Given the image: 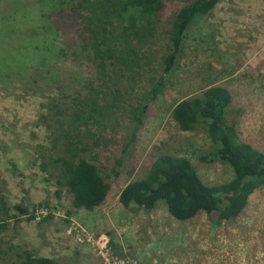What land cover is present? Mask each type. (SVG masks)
Segmentation results:
<instances>
[{
	"label": "rangeland",
	"instance_id": "1",
	"mask_svg": "<svg viewBox=\"0 0 264 264\" xmlns=\"http://www.w3.org/2000/svg\"><path fill=\"white\" fill-rule=\"evenodd\" d=\"M184 1L165 0L168 12L156 33L151 64L137 78L132 101L142 105L145 114L135 140L127 147L130 119L124 108L118 110L123 116L120 123L107 127L108 135L118 143L116 154L122 156L123 164L113 171V159L109 152L105 154L103 159L108 160H103L102 166L106 165L110 175L111 190L94 210L75 209L66 185L57 182L59 167L50 159L66 151L61 153L62 146H53L55 135L46 127L53 122L52 97L68 103V97L82 91L90 78L84 56L74 59L69 55L58 63L53 83L50 73L40 75H45V84L35 83L31 76L36 71L21 76L14 70L7 81L0 77V196L5 195L11 207L32 211L37 206L32 221L18 210L6 215L8 227L0 230V245L6 251L11 249V258H17L15 249H29L62 264H264V186L230 222L217 223L204 212L180 221L164 203L146 209L124 207L119 201L125 184L147 175L153 159L163 153L188 157L206 184L233 177L227 163L203 158L211 147L206 130L199 126L183 131L172 113L178 101L196 97L212 84L224 83L234 93L230 111L239 141L264 152V0H220L206 18L188 30L182 48L175 52L168 31L173 9ZM35 2L0 0V23L1 15L13 9L28 8L27 16L36 17ZM58 12L51 19L59 31L57 43L70 49L81 41L75 17ZM34 24L31 19L28 26ZM171 59L175 66L165 72ZM162 76L157 95L141 98L148 79ZM84 129L89 134L98 131L92 123ZM42 161H47L49 168L43 169ZM13 214L21 220L18 224ZM47 215L51 217L43 220ZM11 262L0 259V264Z\"/></svg>",
	"mask_w": 264,
	"mask_h": 264
},
{
	"label": "trees",
	"instance_id": "2",
	"mask_svg": "<svg viewBox=\"0 0 264 264\" xmlns=\"http://www.w3.org/2000/svg\"><path fill=\"white\" fill-rule=\"evenodd\" d=\"M219 1L185 0L173 9L168 31L172 50L182 48L188 30L206 18ZM20 4L25 6L27 2ZM32 9L36 17L27 16L28 8L16 12L18 9H13L8 15L7 12L1 15L4 17L0 23L3 36L0 38V67L4 74L0 77L7 81L14 70L21 76L36 71L37 74L31 76L35 83L45 84V75L40 76L43 73H50L53 83L57 80L54 69L58 63L69 55L74 59L84 56L90 78L82 91L68 97V103L61 102L59 96L52 97L53 122L46 127L55 135L53 146L58 149L62 146L61 153L63 149L66 151L50 159L59 167L57 182L66 185L75 209L94 210L103 204L111 190L110 175L106 165L102 166L108 160L103 159L105 154L109 152V159H113V171L123 164L122 156L116 154L118 143L108 135L107 127L120 123L123 116L118 110L124 108V114L130 119L128 147L143 124L144 107L133 103L138 88L136 81L151 64L156 33L168 6L165 0H36ZM57 12L75 17L73 23L77 25L81 41L70 49L57 43L59 31L51 20ZM31 19L35 22L32 27L28 26ZM54 28L58 32L52 31ZM174 66L173 61H167L165 72L173 70ZM163 76L148 79L147 90L141 98L148 99L150 94L155 97ZM233 103L232 89L217 83L201 90L196 97L178 101L172 112L181 130L190 131L199 126L206 130L211 147L203 158L213 157L230 165L233 170L230 180L206 184L188 157L163 153L153 159L147 175L125 184L119 194L120 203L124 207L137 205L146 209L164 203L169 213L180 221L201 212L217 223L236 220L250 196L264 186V152L239 141L237 123L230 111ZM91 123L98 127L96 133L84 131L85 125L88 127ZM40 165L43 169L49 168L47 161ZM36 208L30 211L23 206L11 207L2 194L0 221L6 224L0 223V230L8 227L6 215L11 211L18 210L20 215H28L27 221H32ZM11 216L15 224L21 221L16 214ZM50 217L47 215L43 220ZM2 246L0 259L12 260L7 264H62L37 256L29 249H15L17 258H11V249L6 251Z\"/></svg>",
	"mask_w": 264,
	"mask_h": 264
},
{
	"label": "built area",
	"instance_id": "3",
	"mask_svg": "<svg viewBox=\"0 0 264 264\" xmlns=\"http://www.w3.org/2000/svg\"><path fill=\"white\" fill-rule=\"evenodd\" d=\"M101 248H102V250H103V249L106 248V246H105V245H104V246H101ZM115 263H116V264H119V263H117L116 261H115ZM120 264H122V263H120ZM130 264H140V263H138L137 261H131Z\"/></svg>",
	"mask_w": 264,
	"mask_h": 264
},
{
	"label": "water",
	"instance_id": "4",
	"mask_svg": "<svg viewBox=\"0 0 264 264\" xmlns=\"http://www.w3.org/2000/svg\"><path fill=\"white\" fill-rule=\"evenodd\" d=\"M173 61V59H171V62Z\"/></svg>",
	"mask_w": 264,
	"mask_h": 264
}]
</instances>
